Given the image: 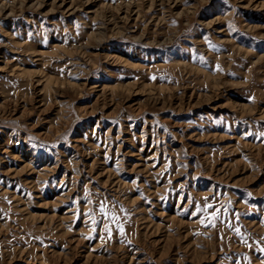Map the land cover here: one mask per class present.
<instances>
[{
    "label": "rangeland",
    "instance_id": "1",
    "mask_svg": "<svg viewBox=\"0 0 264 264\" xmlns=\"http://www.w3.org/2000/svg\"><path fill=\"white\" fill-rule=\"evenodd\" d=\"M262 133L264 0H0V264H264Z\"/></svg>",
    "mask_w": 264,
    "mask_h": 264
},
{
    "label": "snow or ice",
    "instance_id": "2",
    "mask_svg": "<svg viewBox=\"0 0 264 264\" xmlns=\"http://www.w3.org/2000/svg\"><path fill=\"white\" fill-rule=\"evenodd\" d=\"M261 136L264 137V133H262ZM209 207H210V206H209ZM103 208H104V205L101 204V210H103ZM216 215H217V213H215V212L212 213V216H213V217H215ZM209 223L211 224V221H209ZM213 226H214V225H213ZM105 231H107L108 234H109V236H111V232H110V230L107 229V226L105 227ZM121 231H122V229H121ZM237 234H239V231H238V230H237ZM260 251L264 252V249H261Z\"/></svg>",
    "mask_w": 264,
    "mask_h": 264
}]
</instances>
